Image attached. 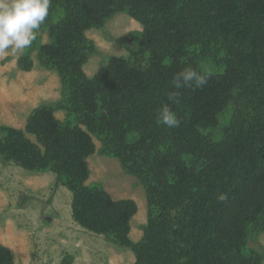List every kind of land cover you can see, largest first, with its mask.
Returning a JSON list of instances; mask_svg holds the SVG:
<instances>
[{
	"label": "trees",
	"instance_id": "16d2710c",
	"mask_svg": "<svg viewBox=\"0 0 264 264\" xmlns=\"http://www.w3.org/2000/svg\"><path fill=\"white\" fill-rule=\"evenodd\" d=\"M117 11L142 30L121 39L126 56L88 78L82 66L94 46L84 30ZM39 32L47 41L37 34V59L58 73L61 100L38 105L25 131L0 124L3 160L53 171L72 192L73 219L131 249L134 264H261L249 240L264 232V0H52ZM17 63L31 68L27 58ZM186 67L208 71V82L169 101ZM163 106L179 127L158 120ZM92 137L144 188L138 241L128 235L134 201L84 184ZM12 263L0 244V264Z\"/></svg>",
	"mask_w": 264,
	"mask_h": 264
},
{
	"label": "rangeland",
	"instance_id": "374dc122",
	"mask_svg": "<svg viewBox=\"0 0 264 264\" xmlns=\"http://www.w3.org/2000/svg\"><path fill=\"white\" fill-rule=\"evenodd\" d=\"M141 30L140 23L124 11L115 12L100 27L85 29L94 48L82 66L83 73L91 78L108 58L126 56L127 46L121 39ZM38 34L40 42L47 41L46 32ZM38 49L35 40L23 54L10 52L0 58L1 125L25 131L28 117L38 105L61 100V79L56 71L39 64ZM19 58L30 60L31 68L21 69ZM54 115L63 121L66 113L60 108ZM25 137L39 145L34 134ZM92 140L95 147L86 157L89 174L84 184L96 183L114 201H134L128 235L138 241L147 214L144 188L116 157L99 153V141ZM55 181L51 170H27L0 155V244L12 251V264H134L131 249L112 244L73 219L72 192ZM249 247L261 254L264 264V232L250 239Z\"/></svg>",
	"mask_w": 264,
	"mask_h": 264
},
{
	"label": "clouds",
	"instance_id": "9594fccd",
	"mask_svg": "<svg viewBox=\"0 0 264 264\" xmlns=\"http://www.w3.org/2000/svg\"><path fill=\"white\" fill-rule=\"evenodd\" d=\"M52 0H0V58L23 54L37 39V34L49 17ZM208 71L186 67L173 76L175 91L168 93V100L179 102L180 89L203 88L209 79ZM158 120L168 128L179 127L177 114L163 106L157 113ZM219 199H224L223 195Z\"/></svg>",
	"mask_w": 264,
	"mask_h": 264
}]
</instances>
